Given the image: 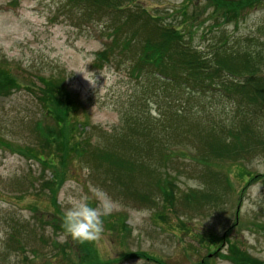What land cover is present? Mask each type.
<instances>
[{
	"label": "rangeland",
	"instance_id": "obj_1",
	"mask_svg": "<svg viewBox=\"0 0 264 264\" xmlns=\"http://www.w3.org/2000/svg\"><path fill=\"white\" fill-rule=\"evenodd\" d=\"M113 4V10L93 15L66 0H0V72L16 83L11 96L0 100V264H80L81 250L86 253L87 247L81 248L80 241L57 230L60 225L54 214L58 209L64 215L73 201L90 197V187L102 189L113 201L111 214L101 217V238L84 241L103 262L233 264L226 258L227 242L264 262V231L255 227H264V181L249 182L256 175L264 177V113L254 114L257 127L252 129L250 152L237 163L204 158L199 153L204 149L202 141L188 128L195 126L209 138H227L230 129L231 140L239 136L243 146L249 142V135L239 132L240 117L248 109L238 110L244 105L217 91L189 99L193 110L187 122L170 118L171 129L157 130L164 139L171 134V144L184 141L168 146L170 161L163 165L156 163V152L142 154L144 159L152 156L151 167L156 163L160 176L172 178L176 185L178 203L172 211L176 214L163 207L162 197L155 188L144 185L143 178L134 186L149 196L148 202L134 203L101 188L97 182L101 173H94L85 162L90 155L80 159L64 146V140L58 149L59 145L53 148L39 135L42 123L55 125L47 110L50 104L43 103L50 102L43 87L48 80L65 81L75 109L63 127L64 135L79 147L83 142L89 145L86 148L103 144L111 135L123 133L140 111L148 113L151 126L159 119L167 125V103L186 104V96L161 80L132 76L131 55L130 59L111 56L112 62L102 69L94 67L97 55L110 42L108 34L119 15L145 11L158 16L161 23L180 30L185 41L205 57L218 47L260 52L264 74V0L238 11L230 22L220 19L216 4L204 0H114ZM116 4L124 11L117 12ZM150 129L147 134L155 135ZM50 156L56 160L51 161ZM53 164H62L67 172L64 180L53 183ZM206 171L215 179L206 178ZM223 175L233 184L230 191L223 188ZM211 181L220 184L218 199L208 203L213 206L205 204L208 206L197 213L179 204L191 191L206 192ZM89 203L97 206L94 199ZM203 234L210 240L224 234L226 241L219 250H208L199 243L198 235ZM204 244H208L206 238Z\"/></svg>",
	"mask_w": 264,
	"mask_h": 264
},
{
	"label": "trees",
	"instance_id": "obj_2",
	"mask_svg": "<svg viewBox=\"0 0 264 264\" xmlns=\"http://www.w3.org/2000/svg\"><path fill=\"white\" fill-rule=\"evenodd\" d=\"M113 1L66 0L67 3L73 4L74 8H82L84 13H92L93 15L101 14L108 9L113 10ZM191 1L189 0V2ZM204 1L216 4L221 12L220 19H226L230 22L234 16L236 17L238 11L241 12L250 8L262 0ZM116 9L119 13L124 11L117 4ZM119 16L121 18H118L116 23L113 22L112 34H108L111 42L105 50L97 55L93 64L94 67L102 69L105 65L112 62L111 56L113 58L125 56V58L128 57L130 59L131 55L134 58L130 59L132 76L136 78L148 76L150 79L161 80L174 89L181 97L186 96V104L181 103L180 106H176L175 103H179L177 100L175 103L172 101L167 103L169 106L165 115L167 125H162L161 119H159L156 124L151 126L148 122V113L140 111L134 115L132 119L133 125L128 123L123 133L116 134L113 137V141L109 138L108 141L105 140L103 144L99 143L91 147V149L80 150L78 147H72L69 144L70 142H67L62 130V126L75 109V104L74 102L72 104L71 96L65 89V81L61 78L56 79V81L48 80L43 82V87L48 90L44 96L50 102L43 103L44 105L50 104L51 108L47 110L51 121L55 125H44L42 123L43 131H40L39 135L41 136L42 134V138L51 146H54L53 148H56L57 145H59L58 149L62 147L61 142L64 140V146L68 147L70 151L76 152L79 158L90 155L87 161L85 158L84 160L91 165L94 173H101L102 178H98V185L105 190L115 191L118 197H122L125 200H130L134 203L148 202L149 196L138 192L134 186L135 183H141L140 179L143 178L144 181H147H143L144 185L150 187V189L152 187L155 188L162 197L163 207L172 212L176 207L174 195L176 185L173 183L172 178L161 177V173L155 170V164L163 165V161L164 163L169 162L171 149L168 146H176L184 141L179 139L171 144V134L164 139L160 137L161 135H159L157 130L160 128L164 132V130L171 129L168 125L170 118H184L187 122L190 117L189 113H192L193 110L192 103H188L189 99L202 93L217 91L220 96L236 101L241 106L244 105L238 110L248 109V114L240 117L239 122L242 127L238 131L244 135H249V142L243 146L240 143L239 136L234 137L235 141L231 140L230 137L233 135L230 129L226 130L227 138H213L212 136L209 138V136L205 137L199 134L201 129L196 130L195 126L188 125V128L196 133L198 141H202L204 149L202 150L203 152L199 153L204 158L214 157L222 162L234 163L239 160H245L246 156L244 155L250 152L247 147L251 141L252 133L255 132L252 129L257 127L254 124V114L258 113L261 115L264 113V76L261 74L260 68L262 55L250 51L238 52L218 47L217 49H212L210 56L205 57L201 51L191 46L190 42L187 43L185 41L186 36H183L180 30L172 28L166 23H161L158 16H151L145 11ZM191 41H193L192 38ZM119 48L121 49L120 51ZM116 55L117 57H115ZM14 82L4 72H0V100L11 96L16 86ZM151 127L153 129H150ZM149 129L155 135L147 134ZM218 138L220 141H218ZM206 150L209 152H205ZM145 152H150L151 154L156 152L157 162L152 167L153 157L149 156L144 159L142 154ZM50 160L55 161L56 159L54 156H50ZM52 167L55 169L52 176L53 183L64 180L67 172L62 164H59V167H57V164H53ZM203 175L208 179L210 177L215 179L214 174L209 173V171L204 172ZM245 176H248V174ZM258 179L264 181L263 175L251 177L249 182L252 183ZM211 184L210 192H191L183 198L181 204L198 207L199 209V205L202 206L204 203L207 204L210 201L217 200L219 197L217 187L220 184L216 181H211ZM224 184L227 190L233 188L226 178ZM152 204L156 205L154 201H152ZM56 211L54 216L60 225L57 230L64 232L63 212L58 209ZM255 227L264 231L263 226L256 225ZM73 242L78 244L77 241L73 240ZM220 242H222L220 238L210 240L212 245ZM227 244H229V247L226 258L233 264H264V262L252 258L238 244H230L229 242ZM80 245L83 249L87 247L86 253L81 250L82 258L80 264H111L103 262L99 258L97 259V253L84 241H80ZM125 257H128L127 254L124 255ZM157 262L159 263V261ZM205 264H208V262Z\"/></svg>",
	"mask_w": 264,
	"mask_h": 264
},
{
	"label": "clouds",
	"instance_id": "obj_3",
	"mask_svg": "<svg viewBox=\"0 0 264 264\" xmlns=\"http://www.w3.org/2000/svg\"><path fill=\"white\" fill-rule=\"evenodd\" d=\"M89 191L90 197L73 201L64 214V232L74 240H99L103 232L101 217L113 211V201L107 193L97 187H90ZM90 199L97 201L96 207L90 205Z\"/></svg>",
	"mask_w": 264,
	"mask_h": 264
}]
</instances>
